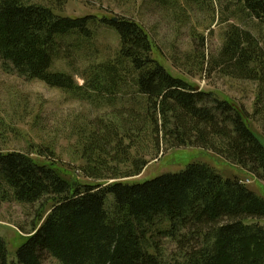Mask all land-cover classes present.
<instances>
[{
	"label": "trees",
	"instance_id": "1",
	"mask_svg": "<svg viewBox=\"0 0 264 264\" xmlns=\"http://www.w3.org/2000/svg\"><path fill=\"white\" fill-rule=\"evenodd\" d=\"M155 2L178 15L207 8L216 20L215 4L205 0ZM219 6L228 24L222 46L207 53L206 35L194 29L187 62L209 75L256 82L252 115L173 75L154 56V36L134 18L70 16L61 2L0 0L3 68L105 109L73 129L83 181L62 175L47 144L0 150V203L38 206L31 230L21 229L28 235L16 261L0 236V264H43L48 257L61 264H264V197L239 178L192 163L144 182L127 180L163 151L191 147L264 182V144L246 119L264 120V0ZM105 29L115 31L116 45L99 41Z\"/></svg>",
	"mask_w": 264,
	"mask_h": 264
},
{
	"label": "rangeland",
	"instance_id": "2",
	"mask_svg": "<svg viewBox=\"0 0 264 264\" xmlns=\"http://www.w3.org/2000/svg\"><path fill=\"white\" fill-rule=\"evenodd\" d=\"M59 5L63 14L83 16L97 14L108 17H130L145 26L155 38L154 56L175 76L183 77L200 89L211 90L221 98L230 100L239 109L254 114L258 84L219 73L208 74L200 67L187 62L192 52V33L197 29L207 37V53L216 51L223 42L227 23H221L219 0H205L216 6L215 16L207 8L194 6L177 14L174 9L155 0H35ZM180 13V12H178ZM221 20V21H220ZM231 19L230 22H234ZM238 22V21H236ZM214 31V34H211ZM103 44L116 45L115 31L105 29L99 37ZM175 61L178 63L176 66ZM180 65V66H179ZM58 67L73 71V67L59 62ZM207 67V66H206ZM205 67V68H206ZM185 72V73H184ZM81 84L83 80L77 79ZM105 109H96L80 100L71 91L53 88L39 80H27L8 73L0 60V150H26L47 144L54 150L55 167L71 181H83L79 167L83 163L75 152L76 137L73 129L83 118L101 114ZM250 126L264 144V120L246 117ZM38 161H44L33 153ZM192 163H207L225 178H239L252 190L264 197V182L238 165L232 164L211 151L202 148H179L163 151L150 158L144 171L130 181L144 182L167 172H176ZM49 207V206H48ZM38 206L31 207L15 200L0 203V236L6 241L9 259L16 261V252L27 240L25 230H31ZM264 223V221H263ZM43 264H61L48 257Z\"/></svg>",
	"mask_w": 264,
	"mask_h": 264
},
{
	"label": "water",
	"instance_id": "3",
	"mask_svg": "<svg viewBox=\"0 0 264 264\" xmlns=\"http://www.w3.org/2000/svg\"><path fill=\"white\" fill-rule=\"evenodd\" d=\"M117 20V18H115Z\"/></svg>",
	"mask_w": 264,
	"mask_h": 264
}]
</instances>
